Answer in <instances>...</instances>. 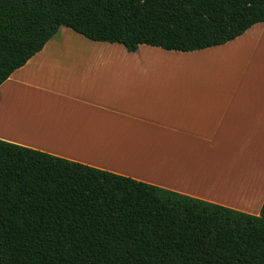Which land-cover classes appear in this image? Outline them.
<instances>
[{"label":"trees","instance_id":"trees-1","mask_svg":"<svg viewBox=\"0 0 264 264\" xmlns=\"http://www.w3.org/2000/svg\"><path fill=\"white\" fill-rule=\"evenodd\" d=\"M264 22V0H0V85L62 26L193 51ZM0 264H264L259 214L0 139Z\"/></svg>","mask_w":264,"mask_h":264},{"label":"crops","instance_id":"crops-1","mask_svg":"<svg viewBox=\"0 0 264 264\" xmlns=\"http://www.w3.org/2000/svg\"><path fill=\"white\" fill-rule=\"evenodd\" d=\"M261 23L193 51H129L62 26L0 85V139L259 214L262 40L250 57L217 56Z\"/></svg>","mask_w":264,"mask_h":264},{"label":"rangeland","instance_id":"rangeland-1","mask_svg":"<svg viewBox=\"0 0 264 264\" xmlns=\"http://www.w3.org/2000/svg\"><path fill=\"white\" fill-rule=\"evenodd\" d=\"M256 29H260V32L256 36H254L253 34L255 33L254 31L250 32L247 36L244 37L245 42H241V40L233 42V44H231L227 48H222L221 50H219L220 52H218L217 57H250L254 53H256L257 49L260 46V43H262L263 45L264 54V22H262L261 26ZM256 37L257 39H261L262 42L260 41V43L256 44Z\"/></svg>","mask_w":264,"mask_h":264},{"label":"bare ground","instance_id":"bare-ground-1","mask_svg":"<svg viewBox=\"0 0 264 264\" xmlns=\"http://www.w3.org/2000/svg\"><path fill=\"white\" fill-rule=\"evenodd\" d=\"M257 57H264V54H263V51H261V53H258L257 54ZM258 66V65H257ZM3 124L5 125V123L3 122ZM2 124V125H3ZM3 125V126H4ZM13 126V127H12ZM12 126L10 127L11 128V130H16V131H19L20 129H19V127H17L16 125L14 126L13 124H12ZM25 131H28V129H25Z\"/></svg>","mask_w":264,"mask_h":264}]
</instances>
